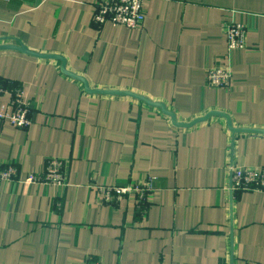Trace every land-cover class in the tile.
Returning <instances> with one entry per match:
<instances>
[{
  "label": "crops",
  "instance_id": "crops-1",
  "mask_svg": "<svg viewBox=\"0 0 264 264\" xmlns=\"http://www.w3.org/2000/svg\"><path fill=\"white\" fill-rule=\"evenodd\" d=\"M99 0H0V45L61 55L91 88L129 90L178 121L211 111L264 129V0H148L144 25L94 23ZM247 25V48L228 51L223 25ZM59 59L0 49V84L31 103L32 124L0 121V264H264V193L230 189V164L264 167V135L212 116L176 126L161 107L104 95ZM231 67L229 87L207 71ZM3 103L10 102L5 95ZM65 160L68 186L27 183L46 159ZM152 180L111 204L96 186Z\"/></svg>",
  "mask_w": 264,
  "mask_h": 264
},
{
  "label": "built area",
  "instance_id": "built-area-1",
  "mask_svg": "<svg viewBox=\"0 0 264 264\" xmlns=\"http://www.w3.org/2000/svg\"><path fill=\"white\" fill-rule=\"evenodd\" d=\"M148 0H99L95 4L94 23L102 27L106 23L114 26H124L128 29L141 28L146 19L145 6ZM227 36L228 51H241L246 49L247 25L235 20H228L223 25ZM208 84L214 88L229 87L233 80L230 65L218 64L207 71ZM5 95L10 96L8 104L2 102ZM31 103L23 98L22 92L17 87L0 84V121L8 122L20 129H27L32 124ZM232 173L231 186L234 194L243 191H255L264 193V167H248L230 164ZM67 165L65 160L57 157L46 159L45 169L42 172H33L28 175L27 183L48 184L58 187L68 186L66 178ZM17 167L7 165L0 171V180H15ZM105 193L104 201L111 204L113 200H120L135 195L137 207L147 205L149 195L154 190L151 179L145 182L130 183L125 186L101 185L96 186ZM83 264H101L99 260L85 261Z\"/></svg>",
  "mask_w": 264,
  "mask_h": 264
},
{
  "label": "water",
  "instance_id": "water-1",
  "mask_svg": "<svg viewBox=\"0 0 264 264\" xmlns=\"http://www.w3.org/2000/svg\"><path fill=\"white\" fill-rule=\"evenodd\" d=\"M0 49H13V50H18L33 56H37L40 58H45V59H59L63 62L62 64V70L64 71L65 74L69 75L70 77H73L75 79H78L80 81H82L86 87V90L88 92L91 93H96V94H104V95H128L140 100H143L145 102H147L148 104L155 106V107H161L163 109V111L169 115L173 121V123L176 126H180V127H192L195 126L198 123L204 122L206 120H208L209 118H211L212 116H221L226 118L227 123H228V128L231 131V133L235 136V134L238 133H251V134H260V135H264V129L262 128H249V127H234L231 117L229 116V114L222 112V111H211L209 113H207L205 116L203 117H199L197 119L192 120L191 122H181L178 121L177 115L168 110L166 105L160 102H154L152 100H150L149 98L139 95L137 93H134L132 91L129 90H117V89H100V88H91L89 86L88 81L80 76V75H76L75 73L68 71L66 69V60L63 56L61 55H56V54H44V53H40V52H36L33 50H30L29 48H27L24 45H15V44H11V43H6V44H1L0 45Z\"/></svg>",
  "mask_w": 264,
  "mask_h": 264
}]
</instances>
